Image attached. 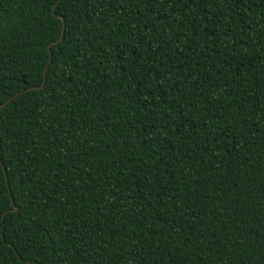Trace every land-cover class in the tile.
Segmentation results:
<instances>
[{"label":"trees","instance_id":"obj_1","mask_svg":"<svg viewBox=\"0 0 264 264\" xmlns=\"http://www.w3.org/2000/svg\"><path fill=\"white\" fill-rule=\"evenodd\" d=\"M5 103L0 264H264V0H0Z\"/></svg>","mask_w":264,"mask_h":264},{"label":"water","instance_id":"obj_2","mask_svg":"<svg viewBox=\"0 0 264 264\" xmlns=\"http://www.w3.org/2000/svg\"><path fill=\"white\" fill-rule=\"evenodd\" d=\"M60 1V0H59ZM55 8V7H54ZM62 21H63V19H62ZM64 31V21H63V26H62V32H61V37H60V39L58 40V41H56L55 42V44H58L61 40H62V37H63V32ZM50 61H51V53H50V51H49V61H48V64L46 65V68H45V70H44V84H45V77H46V74H47V69H48V66H49V63H50ZM23 83H25V81H23ZM44 84L40 87V89L44 86ZM6 105V103L5 104H3V105H1L0 104V108H3L4 106ZM1 164V163H0ZM2 165V164H1ZM6 180H7V178H6ZM15 210H17V208L15 209Z\"/></svg>","mask_w":264,"mask_h":264}]
</instances>
